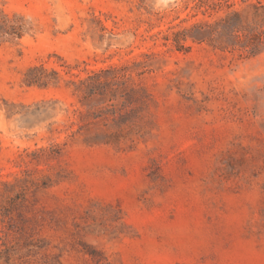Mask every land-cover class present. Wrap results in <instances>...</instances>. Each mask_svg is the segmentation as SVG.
Instances as JSON below:
<instances>
[{
	"label": "rangeland",
	"instance_id": "obj_1",
	"mask_svg": "<svg viewBox=\"0 0 264 264\" xmlns=\"http://www.w3.org/2000/svg\"><path fill=\"white\" fill-rule=\"evenodd\" d=\"M235 9L0 0V264H264V51L197 29Z\"/></svg>",
	"mask_w": 264,
	"mask_h": 264
},
{
	"label": "trees",
	"instance_id": "obj_2",
	"mask_svg": "<svg viewBox=\"0 0 264 264\" xmlns=\"http://www.w3.org/2000/svg\"><path fill=\"white\" fill-rule=\"evenodd\" d=\"M243 1L247 9L245 14L241 10L235 9L221 20L215 23H207L206 25H198L197 29L203 33H208V36L216 40L222 48L237 50L239 55L254 56L264 51V0ZM97 89V85L89 83L88 95L96 94ZM126 104L127 101H124L122 107L116 108V105L112 103L101 112H91L89 114L92 122L101 118L103 113H105L106 117H111L112 125L118 130L111 133L104 132V136H118L128 130H133V124L137 121L131 122L130 117H140V107L124 111L123 108H125ZM104 140L108 142L111 139Z\"/></svg>",
	"mask_w": 264,
	"mask_h": 264
}]
</instances>
